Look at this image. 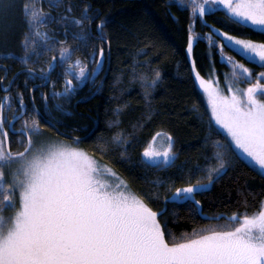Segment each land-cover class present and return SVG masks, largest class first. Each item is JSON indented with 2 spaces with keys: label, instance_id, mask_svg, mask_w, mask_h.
Segmentation results:
<instances>
[{
  "label": "snow or ice",
  "instance_id": "6c2138e0",
  "mask_svg": "<svg viewBox=\"0 0 264 264\" xmlns=\"http://www.w3.org/2000/svg\"><path fill=\"white\" fill-rule=\"evenodd\" d=\"M178 5L190 13L186 44L189 56L199 35L193 31L196 20H203L210 12L223 11V18L236 29L264 34V0H178ZM61 6L62 0H47L46 11L42 0H0V25L17 11L26 25L19 55L3 46L7 32L0 27V60L13 59L24 65L26 87L29 79L39 81L29 88L28 108L23 92L17 91L15 97L9 93L12 81L2 83L8 68L0 64L5 70V76H0V89L4 91L0 96V264H264V200L252 214L233 212L226 218L231 223L205 225L182 238L171 234L166 219L169 202H190L194 214H203L196 195L209 191L225 173L231 163L228 153L264 175V99L260 98L264 95V83L260 82L264 71L253 77L252 69L224 52L225 46H230L264 67V40L233 35L222 28L216 30L219 40L206 34L208 43H215L221 58L231 66L232 77H247L254 82L246 88H233L229 82V94H224L213 79H206L196 70V61L191 59L194 84L203 90L211 109L209 127H213L214 120L226 129L227 137L211 141L212 155L205 157L204 164L188 170L186 183L178 187L169 184V194L162 198L150 197L163 204L154 209L111 165L79 147L80 137H73L70 144L44 133L49 125L56 128L60 123L53 109L67 113L62 98L75 94L103 70L105 45L111 52L105 32L110 22L107 17L96 24L95 39L100 43L94 44L93 17L88 14V6L82 18L69 14L70 5L59 11ZM52 23L63 28L64 39L48 27ZM70 28L74 30L70 32ZM69 36L74 44L69 43ZM89 45L87 62L79 56L74 58L77 49ZM36 64L41 66L36 68ZM57 68L62 77L59 90L53 79ZM137 78L150 116L151 92L162 79L161 71L154 68L151 74L133 76ZM45 86L51 90L40 91V107L34 90ZM50 98L54 101L52 107ZM121 107L113 110L116 119L110 120L109 126L120 124ZM141 126L135 125L133 132ZM9 128L20 135L10 140ZM132 135L117 127L110 136H97L96 146L101 152H109L115 151L110 147L115 145L122 149L119 157L125 160ZM13 143L18 145L17 150H13ZM177 155L173 134L160 129L143 147L140 162L146 168L162 169L173 166ZM106 174L113 179L100 178ZM193 176L197 178L193 180ZM6 208L12 209L8 215L4 214ZM219 218L218 214L209 217Z\"/></svg>",
  "mask_w": 264,
  "mask_h": 264
},
{
  "label": "trees",
  "instance_id": "16d2710c",
  "mask_svg": "<svg viewBox=\"0 0 264 264\" xmlns=\"http://www.w3.org/2000/svg\"><path fill=\"white\" fill-rule=\"evenodd\" d=\"M42 2L47 11V0ZM64 5H70L72 11L69 14L78 18H82L85 5L88 6V14L93 17L91 31L94 44L100 43L95 39L96 24L107 17L110 22L105 26V32L111 41V52L108 53L105 45L107 59L103 70L94 80L85 82L75 94L62 98L67 113L54 109L53 115L60 121L57 126L64 133L84 139L83 144L87 150L122 173L154 209L163 207V204H157L150 197L162 198L169 194V184L178 187L186 183L188 170L194 169L197 164H204L205 157L212 155L211 141H223L227 137L214 124L209 127V112L194 84L191 59H195L196 70L202 76L213 79L226 90L229 82L233 88H246L254 80L247 77L234 79L231 66L221 58L215 43H208L206 34L211 33L214 40H219L216 30L222 28L233 35H243L257 41L264 40V34L256 30L236 29L223 18V11L210 12L203 20H196L193 31L199 35L194 40L193 52L189 56L186 44L190 13L178 5V0H62L59 11L64 10ZM11 16L14 17V22L7 33V43L3 46L19 55V42L26 25L18 11ZM84 23L87 25L88 21L85 20ZM48 27L56 29L55 34L64 39L62 27L56 23ZM73 30L69 29L70 32ZM68 40L74 44L70 36ZM90 51L91 45L81 47L75 52L74 58L79 56L87 62ZM224 52L252 69L253 77L264 71L258 61L249 60L230 46L226 45ZM1 61L13 64L15 69L24 68L17 60ZM33 66L39 68L41 65ZM154 68L160 69L162 79L151 92L149 116L141 81L139 78L133 79V76L143 72L151 74ZM59 72L60 69L57 68L53 73L58 90L62 81V77L58 76ZM26 75L22 71L17 81L20 79L24 97L28 99L26 95L29 96V88L34 80L29 79L26 87ZM260 82L264 83V79ZM34 95L38 106L42 107L39 90H34ZM260 98L264 99V95ZM118 105L122 106L119 113L120 124L109 126L108 122L116 119L113 110ZM137 124L142 126L133 132ZM117 127L133 133L129 137L132 143L127 146L128 159L125 160L120 159L119 152L122 149L115 145H110L115 151L109 152H101L96 146L97 136H110ZM160 129L173 134L177 159L171 167L146 168L140 162L142 149ZM207 137L211 139H206ZM227 158H230L231 163L225 173L215 180L209 191L196 195V199L202 203L203 214H194L190 202L167 204L169 211L166 219L172 235L182 238L190 235L193 229L225 220L233 212L252 214L259 210L260 201L264 200V175L232 153H228ZM199 176L202 178L203 173ZM196 178L192 177L193 180ZM155 180L161 183L156 184L153 182ZM217 214L219 219H209Z\"/></svg>",
  "mask_w": 264,
  "mask_h": 264
},
{
  "label": "flooded vegetation",
  "instance_id": "af4514ba",
  "mask_svg": "<svg viewBox=\"0 0 264 264\" xmlns=\"http://www.w3.org/2000/svg\"><path fill=\"white\" fill-rule=\"evenodd\" d=\"M0 64H3V65H5V66H7V68H8V72H7V75H6V78L4 79V81L2 82V83H4V84H7V83H9V81H12V85H11V87L9 88V93L13 96V97H15V93L17 92V91H21V92H23V90H22V86H20L21 84V82H20V79H19V82L17 81V79L19 78V75L22 73V71H23V68L21 67H19L18 69H15V67L13 66V64H9V63H7V62H3V61H1L0 62ZM0 76H5V70H4V68H2V67H0ZM55 80V79H54ZM35 83H39V81L38 80H34L33 81V83H32V85L33 84H35ZM32 87V86H31ZM41 90H47V91H50L51 89H50V87L49 86H47L46 88H44V89H40L39 90V93H40V91ZM24 94V93H23ZM4 95V91L2 90V89H0V96H3ZM27 96V98L29 99V96L28 95H26ZM28 99H26L25 97H24V100H25V104H26V106L28 107V108H30L31 107V101H29ZM40 99V98H39ZM38 99V100H39ZM36 102V104H37V100L35 101ZM13 103L15 104L16 103V100H15V98L13 99ZM53 103H54V101L50 98V100H49V107H52V105H53ZM74 104V103H73ZM38 105V104H37ZM53 111H54V109H53ZM42 123L44 122L43 120L41 121ZM6 127H8V125H5ZM20 125H19V122L17 121L16 122V127H19ZM58 130V131H57ZM44 132H48V133H50V134H52L53 136H55V137H57V136H60V137H63V138H65V139H70V140H72L73 141V137H75V136H77V135H70V134H68V133H64V132H62L59 128H58V126H56V128H52L51 127V125H49V127L48 128H46V129H44ZM20 135V133H13V131H12V129L11 128H9V139L10 140H13L14 139V137H18ZM57 135V136H56ZM79 137V136H78ZM81 138V137H80ZM83 142H84V139H80V142H79V145L80 146H82L83 148H85L86 150H87V148L85 147V145L83 144ZM12 147H13V150H17L18 149V145L16 144V143H13L12 144Z\"/></svg>",
  "mask_w": 264,
  "mask_h": 264
},
{
  "label": "rangeland",
  "instance_id": "374dc122",
  "mask_svg": "<svg viewBox=\"0 0 264 264\" xmlns=\"http://www.w3.org/2000/svg\"><path fill=\"white\" fill-rule=\"evenodd\" d=\"M13 22H14V17L13 16H11V15H9L6 19H5V21L3 22V24L2 25H0V27H2L3 28V30L4 31H6L7 33L11 30L10 29V27H11V25L13 24ZM206 79H209V78H206ZM220 89H221V91H223L224 92V94H229V92H228V89L226 90L222 85H220V84H218V83H216V82H214ZM196 86H197V89L199 90V92H200V94H201V97L203 98V101H204V103H205V105H206V107H207V110H208V112H209V114H210V111H211V109H210V106H209V104H208V101H207V97H206V95L203 93V90L199 87V85L198 84H196ZM213 124L215 125V127L217 128V129H219V130H221L223 133H225V135L227 136V131H226V129H224L221 125H219V124H216L215 123V121L213 120ZM46 135H48V136H52V137H55V136H53L52 134H50V133H48V132H44ZM57 136V135H56ZM60 140H65V141H67L68 143H73V141L72 140H70V139H65V138H63V137H60V136H57ZM79 147H81V148H83L82 146H80V145H78ZM83 149H85V148H83ZM86 150V149H85ZM88 151V150H87ZM238 152H239V150H237ZM89 152V151H88ZM90 153V152H89ZM91 154V153H90ZM242 155V154H241ZM243 160V159H242ZM110 165V164H109ZM114 170H115V172L116 173H118L120 176H122L127 182H128V184H129V186H130V189L133 191V192H135L136 194H139L135 189H134V187L131 185V183L128 181V179L122 174V173H120L115 167H113V166H111ZM101 179H104V180H109V179H113L112 177H110L109 175H102L101 177H100ZM146 201V200H145ZM147 202V201H146ZM12 211V209H10V208H6V209H4V214L5 215H8V213L9 212H11ZM225 223H231V221H228L227 219H225V220H222V221H219V222H217V223H212L211 225H223V224H225Z\"/></svg>",
  "mask_w": 264,
  "mask_h": 264
}]
</instances>
